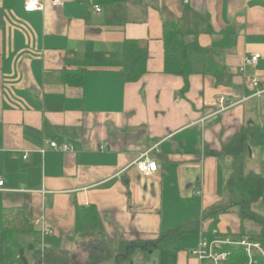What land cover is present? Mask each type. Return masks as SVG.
<instances>
[{
    "label": "crops",
    "instance_id": "obj_1",
    "mask_svg": "<svg viewBox=\"0 0 264 264\" xmlns=\"http://www.w3.org/2000/svg\"><path fill=\"white\" fill-rule=\"evenodd\" d=\"M61 1L26 12L24 0H0V264L13 253L6 220L33 227L17 237L23 246L37 237L25 253L35 264L33 253L76 250L75 217L88 206L111 240L159 237L154 264H207L190 251L233 162L256 161L264 175L254 143L226 150L244 126L264 125V0ZM164 25L176 29L167 53ZM125 39L147 49L136 81L119 76ZM77 72L79 82L64 80ZM216 96L234 104L217 111ZM53 140L71 148L54 150ZM144 151L157 164L149 175L135 167ZM238 214L216 215L210 229L241 237ZM41 217L51 233L32 224Z\"/></svg>",
    "mask_w": 264,
    "mask_h": 264
},
{
    "label": "trees",
    "instance_id": "obj_2",
    "mask_svg": "<svg viewBox=\"0 0 264 264\" xmlns=\"http://www.w3.org/2000/svg\"><path fill=\"white\" fill-rule=\"evenodd\" d=\"M100 2H114L117 0H97ZM176 36V29L172 25H164L163 40L166 53L169 46L173 43ZM148 57L145 45H141L137 40L125 39L123 41V59L122 67L119 71V76L123 82H131L138 80L146 71V60ZM73 76L64 74V80L68 83H77L81 76L79 72L72 73ZM237 140H248L260 148L264 155V125H248L244 126L238 134H235L228 142L226 150L229 153L237 151L234 146ZM237 166L236 173L227 181V187L231 191L237 192L240 195L241 203V218H250L254 223L259 225V230H246L241 226L239 235L247 236L253 241H259L264 250V216L251 210V206L258 200L264 204V175L255 173L253 171L243 172L242 160ZM235 163V162H234ZM234 169V164L232 165ZM236 169V168H235ZM261 199V200H260ZM209 213L213 219L209 228L206 230V235H210L211 227L216 222V208H213ZM254 212V213H253ZM20 217H15L13 220H6L3 227V240L8 244L12 250V257L8 264H30L26 256V250H33L37 245V237L34 240L22 245L18 239V232H31L33 227L27 224ZM179 228V227H178ZM193 226L192 230L196 229ZM196 229L195 231H197ZM75 232L81 237H88L86 241L81 240L76 246V249H84L88 256L84 263L74 260L77 255L75 251H48L42 255L40 259L41 264H131L132 256L140 250H149L160 244L159 237L156 239H139L129 238L125 240H111L105 233L102 222L94 206H88L77 212L75 217ZM211 236V235H210ZM39 253V252H38ZM258 263L264 264L262 257L258 255ZM74 260V262H73ZM246 256L242 249L233 250V258L231 264H243Z\"/></svg>",
    "mask_w": 264,
    "mask_h": 264
},
{
    "label": "built area",
    "instance_id": "obj_3",
    "mask_svg": "<svg viewBox=\"0 0 264 264\" xmlns=\"http://www.w3.org/2000/svg\"><path fill=\"white\" fill-rule=\"evenodd\" d=\"M53 6L62 5L61 0H52ZM96 10H99V6H95ZM43 8L42 0H24V10L26 12H34L41 10ZM260 52H255L250 56L244 58L243 63L239 66L238 70L240 73L245 72L246 66H254L260 57ZM251 83L257 85L258 80L256 78H251ZM215 103L217 105V111L227 108L231 104H234L226 96H216ZM203 119H201L202 121ZM49 145L52 149L58 151H67L71 148L70 144L58 143L56 141H50ZM27 157V154L23 156ZM136 169L144 174L149 175L157 170V164L152 160L148 151L141 152L135 160ZM4 184L3 180L0 178V187ZM34 226H38L42 235L51 233V228L45 223V218H36L32 220ZM206 230L200 226L198 230V244L190 251V253L197 258L200 263L207 264H231L233 258V250L242 249L246 256V260L243 264H257L258 255L262 257L264 262V250L259 241H253L247 236H241L233 238L228 235H222L217 229H211V236L206 235Z\"/></svg>",
    "mask_w": 264,
    "mask_h": 264
},
{
    "label": "rangeland",
    "instance_id": "obj_4",
    "mask_svg": "<svg viewBox=\"0 0 264 264\" xmlns=\"http://www.w3.org/2000/svg\"><path fill=\"white\" fill-rule=\"evenodd\" d=\"M234 162H233L234 169H232L233 168V166H232L228 180L234 176V174L236 173V170H237V166L240 163L239 161H234ZM255 162L256 161H254L251 164H248L247 162L246 163H243V165H242L243 172H249V171H252L254 169H255L254 170V172H255L256 169H257V167L254 165ZM226 188H228L227 185H226ZM227 191L228 192H225L224 198H222L223 201H221L219 203V205L217 207H215L216 208V211H217V212H215V213H217L216 215H218V214L220 215L223 212H227V213L228 212H232L233 209H234L235 212L237 210V212L239 213L238 215L241 218V211H240L241 210V207L240 206H242V203H241L240 195L237 192L231 191L230 188H228ZM211 210L212 209H210L208 212H205L204 217H207L208 214L211 213L210 212ZM251 210L252 211H255L256 213H258V214H260L262 216H264V204L261 201H259V200L257 202H255L254 205L251 206ZM243 224L248 229L253 228L254 230H259V225L256 224V223H254V221L251 220L248 217H245L243 219ZM87 239H88V237H80L79 241H81V240L86 241ZM162 250H165V249H162ZM160 251L161 250H159L158 247H155V248L153 247V248H151L149 250H140V251H138L137 253H135L132 256V260H135V264H136L137 258L142 257V258H145V262H144L145 264H154L153 259H156V260L159 259ZM76 252H77L76 253L77 255H75L76 258L74 260H76L77 262L79 260L81 263H84L87 260V256H88L87 252L84 249H80V248L79 249L77 248L76 249ZM29 253H31V252H28L27 251L28 256H29ZM43 254H44L43 252H40V253H37L36 252L35 254L34 253L31 254V258H33L35 255H37V259L35 260L36 261L35 264H41L40 263V259H41V257H42ZM165 255L166 254H164V256ZM74 260H73V262H74ZM140 263H141V261H139V264ZM12 264H14V263H12Z\"/></svg>",
    "mask_w": 264,
    "mask_h": 264
}]
</instances>
